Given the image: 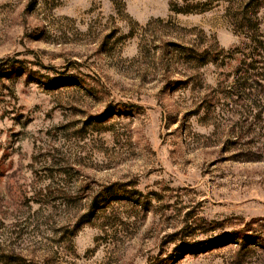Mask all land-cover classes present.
I'll return each instance as SVG.
<instances>
[{"label":"rangeland","instance_id":"374dc122","mask_svg":"<svg viewBox=\"0 0 264 264\" xmlns=\"http://www.w3.org/2000/svg\"><path fill=\"white\" fill-rule=\"evenodd\" d=\"M0 264H264V0H0Z\"/></svg>","mask_w":264,"mask_h":264},{"label":"trees","instance_id":"16d2710c","mask_svg":"<svg viewBox=\"0 0 264 264\" xmlns=\"http://www.w3.org/2000/svg\"><path fill=\"white\" fill-rule=\"evenodd\" d=\"M170 9H171V11H175V12H186V11H182V10H180V9H178V7H177V5H170Z\"/></svg>","mask_w":264,"mask_h":264}]
</instances>
